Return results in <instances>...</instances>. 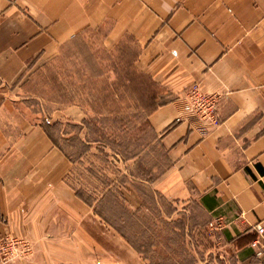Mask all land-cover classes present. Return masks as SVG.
<instances>
[{"label":"crops","instance_id":"crops-1","mask_svg":"<svg viewBox=\"0 0 264 264\" xmlns=\"http://www.w3.org/2000/svg\"><path fill=\"white\" fill-rule=\"evenodd\" d=\"M90 32L136 45L138 71L160 87L148 117L168 162L151 188L194 230L224 222L181 261L264 264V0H0V238L33 245L9 264H149L80 192L78 163L50 132L85 126L84 107L49 114L29 91L31 72ZM195 83L218 95L215 119L193 108Z\"/></svg>","mask_w":264,"mask_h":264},{"label":"rangeland","instance_id":"rangeland-1","mask_svg":"<svg viewBox=\"0 0 264 264\" xmlns=\"http://www.w3.org/2000/svg\"><path fill=\"white\" fill-rule=\"evenodd\" d=\"M137 52L132 43L108 47L102 34L90 32L31 72L29 91L49 114L68 105L84 107L85 126H50L78 163L80 192L99 203L101 214L149 264H184L190 247L203 250L213 230L192 229L190 214L183 207L176 211L151 188L168 159L148 116L164 99L155 81L138 71Z\"/></svg>","mask_w":264,"mask_h":264},{"label":"built area","instance_id":"built-area-1","mask_svg":"<svg viewBox=\"0 0 264 264\" xmlns=\"http://www.w3.org/2000/svg\"><path fill=\"white\" fill-rule=\"evenodd\" d=\"M190 90V98L193 101V107L199 115L204 118L215 119V110L219 103V97L215 93H208L202 90V87L195 83ZM181 120V117H178ZM224 222L220 219L213 221L211 227H223ZM256 229L259 234L264 237V225L262 223L257 224ZM255 245H260L259 240H255ZM262 248V247H261ZM33 245L29 238L21 236H6L0 238V263L9 264L21 260L28 259L33 253ZM263 250V248H262ZM260 250L259 253L263 251Z\"/></svg>","mask_w":264,"mask_h":264}]
</instances>
